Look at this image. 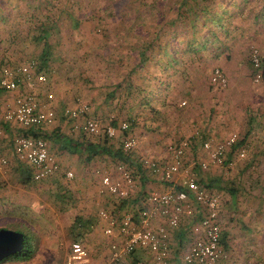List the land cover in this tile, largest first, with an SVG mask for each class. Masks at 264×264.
<instances>
[{"label":"rangeland","instance_id":"rangeland-1","mask_svg":"<svg viewBox=\"0 0 264 264\" xmlns=\"http://www.w3.org/2000/svg\"><path fill=\"white\" fill-rule=\"evenodd\" d=\"M3 1H8L11 5L17 6L16 13L18 17L16 20L9 22L0 21L1 32L8 36L17 32L25 35L27 32L30 33L31 30L34 31L32 24L28 23L27 20L25 21L24 17L29 16L30 18H28L31 19L35 15L36 11L31 6L35 5V0ZM134 1L136 2L135 7L133 5L126 10L124 6H116L119 0H82L80 6L75 7V10H78L82 15H90V12L91 14L96 12L98 20L95 21L96 23L98 22L99 32H92L89 26H86L81 31L75 30L73 24L69 22L58 25V29L52 32V38H54L53 53L51 54L52 70L51 73H48V84L38 88V93L41 99H44L42 97L46 93H54V102L59 103L60 108H56L58 109L56 110L57 113L60 110L62 112L64 109L60 105L62 103V95L70 93L74 102L76 98L85 100L80 93V85L85 86L90 91L93 88L91 84H94L96 87L94 89L102 90L101 93L103 95L109 88L103 86L104 83L107 84V81L119 82V76L124 78L126 73V71L123 72L124 64H126L125 56L122 54L124 56L123 59L116 58L120 57L121 52L123 53L127 50L130 45L133 46L134 43L138 45L140 41L132 30L133 24L127 23L126 16H129L133 11H140L147 17L155 16L156 9L149 7L148 4L149 2H161L164 6H162L164 10L162 22H164L165 26L166 22L174 19L171 14L173 8L165 6L164 2H162L163 0ZM175 1L179 0H171L172 3ZM223 1L225 3L229 1L231 5L229 14L233 18L230 25V31L233 30V33L230 34L232 38H224L228 50L225 51L226 54H223V59L230 68L233 67L235 69L236 80L233 84L230 82L228 89L225 91H213L210 89L209 84L205 88L199 89V103L195 110L200 113L195 118L190 117L194 121H192V126L190 125L189 130L196 129L197 132V129H208V123L212 120V116L209 115V112L212 111L210 110L209 102L211 101L214 107H220V102L216 101L223 97L224 136L220 141H223L233 133H237L240 139L247 140L245 146L248 151L247 157L244 160L239 159L237 153L233 152L236 146L229 152L228 156V164L232 165L202 170L201 167L197 168L191 165L193 160L200 163L206 159V154L201 149L194 157L190 156L188 158L187 167H189L193 177L199 181L201 186L221 199V222L223 233L225 234L224 242L227 246H225V254L219 264H264V80L258 85L254 83L253 69L250 62V54L253 49H258L264 57V22L262 18L257 22L255 21V16L261 14L264 0ZM200 2L207 3L209 1L201 0ZM159 13L158 9L157 14L159 15ZM118 17H121V19L119 20ZM154 23V19H152L149 23L135 29L142 35L144 30L152 31L155 28ZM170 29L168 27V31ZM23 44L24 42L19 41L11 49L19 51V47ZM32 45L33 55H30L32 57L39 56L41 52L40 46L35 43H32ZM27 48L24 47L23 49L27 50ZM14 53L18 56L17 52ZM6 55H9L6 48L0 46V70ZM205 55L209 57L208 54ZM25 58H29V56ZM131 58L132 56L129 57V60ZM15 59L11 57L10 61L16 62L19 60L24 62V58ZM104 59L108 63L107 67L105 66L106 62L104 63L103 61ZM202 59H204L201 61L202 64L208 62L206 58ZM132 60L136 61L134 58ZM212 63V61L208 62L207 65ZM2 96H4L5 103H8L11 99V96L0 93L1 98ZM182 107L186 108L187 106L183 105ZM61 114L59 113V117ZM45 131H50V129ZM181 139H177V141L172 139L165 148L167 149L170 144L178 143ZM48 143L56 149L54 144L52 146L54 141H52L51 137L48 139ZM166 160V158H163L157 161L164 162ZM108 164L110 165L106 166L104 170H96L98 172H95V175L98 179L102 180V176L105 173L115 174L112 171L115 168V163ZM16 165L17 167H26L17 161ZM69 169L63 167L61 173L57 175L58 180L50 182L53 185L43 181L32 184L29 189L20 186L21 194L35 195L37 206L30 212L28 210H19L14 216L0 214V229L25 233L32 247L38 246V250L40 249L44 253L50 250L51 245L57 247L59 257L64 250H69L74 242V234L68 228L70 227L69 223L74 222L76 217L84 218L83 214L89 211L85 207L84 199L82 200V197H79L80 191L77 189L76 173ZM132 171L135 178V188L131 196L134 197V195H139L141 185L139 184L138 169L132 168ZM67 172H73V178H67L65 175ZM210 183L218 185L221 189L218 190L216 186H214L215 188L204 186L205 184L210 185ZM178 184L180 185V182L177 183V187H180ZM51 187L55 188V192L50 190ZM55 195L68 196L69 200L65 202L66 206H62L61 200ZM100 195L109 194L100 192ZM108 201L114 200L108 197ZM192 207L195 210L194 221L197 222V220L202 218V208L196 202H192ZM103 210L108 211L104 207L93 210L96 216L91 218L97 222L95 217L98 215L100 219V212ZM199 211L200 213H198ZM195 222L191 226L195 225ZM186 223L183 226L181 224V230L189 228L190 224L187 225ZM187 234L189 235V238H187L188 243L191 232L188 231ZM184 254H182V257ZM11 257L5 261H10ZM144 258L147 259L145 264H152L151 255H144ZM2 262L0 263L2 264ZM24 264H29V262ZM47 264H63V262H50Z\"/></svg>","mask_w":264,"mask_h":264},{"label":"built area","instance_id":"built-area-1","mask_svg":"<svg viewBox=\"0 0 264 264\" xmlns=\"http://www.w3.org/2000/svg\"><path fill=\"white\" fill-rule=\"evenodd\" d=\"M250 61L254 68L253 81L261 84L264 80L262 72V54L253 49ZM49 82L48 74L38 72L35 63L7 64L0 74V90L6 93L18 92L24 89L13 100L5 103L0 97V111L4 110L3 119L7 123L17 124L27 130H43L53 125L58 119V113L53 106L55 95L46 93L41 99L38 88ZM210 85L215 90L227 89L230 81L225 72L216 67L212 71ZM185 105L186 103H182ZM92 107L89 102L77 98L74 106L65 109V115L74 123V129L90 136L106 135L113 139L117 135V128L113 126L115 118L110 117L107 124L97 117L90 116ZM130 124L121 123V130L128 131ZM199 133L196 132L197 136ZM237 133L220 142L210 139L203 143L202 149L206 159L200 163L202 170L211 167H229V152L239 143ZM191 145L190 139L167 147L168 158L163 163L157 160L144 159V167L153 174L161 173L166 182L180 187L165 193L150 192L144 198L146 207L136 217L133 212L125 213L120 218L108 211L100 212V219L108 223L104 234L112 239L111 254L104 264H118L123 260L133 259L138 250H147L152 254V264H168L170 256L169 233L166 226L154 227L158 217L166 221L172 229L181 226L183 218L195 216L192 201L202 207L203 217L191 230V242L183 257L184 264H219L225 254L222 245L221 199L201 186L189 167L185 157ZM139 147L136 136L127 137L122 144L125 154H131ZM247 149L242 147L236 153L239 159L247 157ZM14 154L18 162L27 165L34 182H43L55 177L61 172V164L54 155L49 143L44 138L19 136L14 141ZM11 161L2 154L0 149V175H7L11 169ZM73 172H67L66 177L73 178ZM179 181V182H178ZM135 188V178L132 169L127 164L115 167V174L105 173L101 180V193L126 199ZM89 253L83 243L73 242L63 264H87Z\"/></svg>","mask_w":264,"mask_h":264},{"label":"crops","instance_id":"crops-1","mask_svg":"<svg viewBox=\"0 0 264 264\" xmlns=\"http://www.w3.org/2000/svg\"><path fill=\"white\" fill-rule=\"evenodd\" d=\"M0 8L3 11L11 13L9 20L12 21L17 19L18 14L16 13L17 12L16 5H11V3L8 1L0 0ZM2 13L0 12V16L2 15ZM2 34L4 33H0V39L3 40L6 39L7 38L6 35H2ZM5 44L7 45V42H5L4 45ZM12 47L14 48V46ZM24 47H27V45L23 44L22 46H20L19 51H15L11 49L10 52L8 53L9 55L12 56V58H16L15 60H18L19 58H25L26 56L24 54L26 53L27 50L23 49ZM131 49L132 48H129L125 50L123 53L121 52V55L123 54L125 57L134 55ZM13 51L17 52L18 56L15 55ZM136 53L139 56L141 51L138 50L136 51ZM158 54L160 56H158ZM161 56L162 53L160 54V51L158 53L156 51V54H154V56L150 55L148 62L145 64V66L142 67L141 70L138 69L134 71L133 80L129 79L130 82H128L129 84L128 86L131 87V90L129 89L126 91V88L122 90H116L115 87H110L112 83L111 84L104 83L103 86L109 88L108 91H106V93L102 95L101 93L102 90L94 89L96 88L94 84H91L93 88L90 91L85 86L80 85L79 87L80 93L83 95V97L87 102H90V105L92 107L90 116L99 118L100 120H102L104 124L108 123L107 122L108 118L112 116H117L118 114H120V117L121 115H123L124 117L125 115L128 116L137 115L138 110L134 107L136 104L135 102L136 101L138 102L139 98L142 97L139 96L138 90L148 91L149 98H152L151 99L152 104L156 108L154 114L155 119L151 121L153 122L154 127L157 126L159 128H156L155 130H150L148 125H142L141 128L135 129L134 135L139 139V147L137 149L136 156H134V158L130 160V163H133L134 166L140 163V159L141 161H143L146 158H150L154 160L163 159V158L167 159L168 153L165 147L167 146L168 143L172 141V139H176L177 141V139L189 138L193 136L196 132V129L189 130V127L192 121H194L190 119V117L195 118L200 113L195 110L197 104L199 103V100L197 98L199 96L198 91L200 89L198 74L196 71L191 72V78L189 84L191 90H188L187 98L186 99L177 98L176 100H172V101L169 100L168 103L166 104L167 106L165 107L163 106L164 102H162L165 99L164 90H163L164 87L163 86L161 87V84L159 82L160 80H163L162 77L165 76L163 69L164 68L163 58H161ZM12 62L13 63L17 62V64L21 63V61L19 60L16 62L15 61ZM134 62L136 63L135 65H137L139 60ZM212 62H213L212 64H209L210 71L213 69V67L214 68L220 67L227 73L230 82L232 84L235 82L236 80L235 79L236 73L234 72L235 69L233 67L230 68L228 64L225 63V60L223 59V55L219 59L212 60ZM211 65H215V66H211ZM105 66L107 67V63ZM233 66L235 67V65ZM177 69H179V67L173 68V72H175ZM131 71L132 69L126 71V74H128ZM152 78L157 79V81H155V83H152L151 81ZM23 91L25 90L21 89L18 92H12V93H6L0 91V93H2V95L11 96L10 100H13L18 94L23 93ZM113 94L117 97H120L121 99L118 98V100H112L113 98L111 99V95ZM3 97L4 96H2V99ZM42 98H45V96ZM61 98H62V103L60 105L64 107V109L62 110V112L60 110L59 113L62 114L59 117V113H58V119L53 125L45 127V130L50 129V131H46L47 134L55 133L58 134L57 137H60V143H56L55 141L54 143H52V146L55 145L56 149L50 146L51 151L53 154L57 156L62 167L70 168L76 173V178L78 181L77 189L80 191L79 197H82V200L84 199L85 207L89 209V211H87L88 213L83 214L84 220L85 219L91 220L92 219L91 217L96 216L93 210L98 209L100 207L107 208L108 212L113 213L116 210V207L114 206L113 201L109 202L110 199L108 201V197L109 198L111 197V199H113V197L109 195H100L101 179L100 178L98 179L97 176L95 175V172H98L96 171L97 169L104 170L106 166H109L110 164H108V162L112 158L107 156L105 157L106 158L105 160L102 158H95L90 163L87 162V154L82 152L83 144L85 143L84 146H86L89 143H98L100 137L90 136L88 137L89 140H87L86 143V141L82 139L81 134L74 129V123L72 121L71 122L65 121L63 117L65 108H70L74 106V101L72 100L70 93L62 95ZM3 100L5 101V99ZM118 101L120 103H125V104L118 107L117 106ZM216 102H220V107L217 106L214 107L212 102L211 101L209 102L210 110H212L213 112L212 111L209 112V115L212 116L211 118L212 120L210 121V123H208L209 127L207 129V133L208 136L212 138V140H214L215 142H219L220 140L223 139L224 136L223 97H221ZM182 103H186L185 105L187 107L183 108ZM53 106L55 107V109L56 108L60 109L59 103L57 102H54ZM125 106L128 107V110L123 109ZM139 114H142V112ZM144 115H148V116H144L146 119L150 118L147 112H145ZM180 115L183 116L180 117ZM3 116H4V110H1L0 111V149L2 151V154L10 159L12 165L7 175H0V214L14 216L17 214L19 210H24V211L28 210V212H30L36 208L37 203H36V198H34L35 195L34 194L31 196L23 195V193L22 194L20 193V189H19L20 186L29 189L30 186L36 182L31 181V183L27 186L21 184L20 170L16 165L17 159L14 154L15 139L19 136H22L23 133L27 131V129H24L23 127L14 123L5 122ZM162 117L170 119V122L163 123L161 121ZM168 119H164V120H168ZM76 145H79V147L81 148L79 150L75 149L73 146ZM136 168H138V175L140 182L139 184L141 185L139 190L140 192L146 191L149 193L150 192L165 193L173 190L174 188H177L175 184L166 182L161 173L159 174H153L151 172L144 173L143 169L141 170L137 166ZM112 171L113 173H115V168H113ZM54 180L57 181L58 176L49 178L45 181H47L48 184L53 185L50 182H53ZM50 190L52 192H55L54 187H51ZM64 196L66 195H55V197L61 200L60 203L62 206H66L65 202L69 200L68 196L67 197ZM134 199L137 201L143 200V195H134ZM201 211L203 213L202 214L203 217L204 212L202 209ZM198 213H200V211ZM123 214H125V212H123ZM123 214L121 216H123ZM194 217L183 218L184 220L181 221L182 226L185 224V222H187L186 223L187 225L189 224L190 225L189 228L182 230L181 228L172 229L168 227L166 225V221L160 217L156 219L154 223V227L159 228L161 226H166L169 233L170 256H169L168 264H184L182 259L184 256L182 257V254L186 253L190 246L191 235H190V241L187 243L188 241L187 238H189V235L187 233L188 231L191 232L194 226V225L191 226V224L195 222ZM95 218L97 222L92 219L93 223L90 225V227L89 228L86 227L83 229L84 231L87 232V234H84L82 241L89 253V261L87 264H104L108 260L111 254L110 246L112 239L104 234V231L108 226V223L104 220L99 219L98 215ZM199 221L200 220H197V222H195L194 224L198 223ZM72 224L73 222H70L69 223L70 227H68L71 232H72L71 230ZM69 250L68 249L64 250L62 255L60 254L59 257L58 256L59 252L55 245H51L50 250L47 251L46 253L42 252V250L40 249L38 250V246H37L35 247V254L30 260L28 261L10 260L2 264H24L25 262H29V264H47L50 262H61V261L64 263ZM147 254L151 255V263H152L153 261L152 254L147 250L140 249L136 252L135 257L133 259H129L130 261L123 260L120 262V264H145V262H147V259L144 258V255Z\"/></svg>","mask_w":264,"mask_h":264},{"label":"trees","instance_id":"trees-1","mask_svg":"<svg viewBox=\"0 0 264 264\" xmlns=\"http://www.w3.org/2000/svg\"><path fill=\"white\" fill-rule=\"evenodd\" d=\"M35 1H36L35 5L34 4L31 5L33 6L32 8L35 9L36 11V13H34L35 15H33L31 19H29L30 18L29 16L24 17L25 21L27 20L28 23L32 24L34 31H32L31 29L33 28H31L29 29L31 30L30 33L27 32V34L25 35L19 34L18 32L8 35L6 36L7 37L6 39L4 40L0 39V46L5 47L7 52H10L12 46L16 45L19 41L24 42V44L27 45L28 47L25 56L26 57L29 56V58H24L25 59V60L23 59L24 62L21 63H35L38 72H44L48 74L51 73L52 70L51 54L53 53L52 46L54 43V38H52V32L58 29V25L69 22L73 24L75 30H79V31H81L86 26H89L92 32L95 31V33H97V31L99 32V28L97 25L98 22L96 23L98 19L96 12L92 14L90 12V15H82L80 12H78V10H75V7L80 6V2H82V0H35ZM179 1H175L173 3L171 2V0L162 1L164 2L163 4H165V6L173 8L171 14L174 19H172L170 22H166V26L164 22H162L163 21L162 15H164V10H163L164 6L162 5L161 2L160 3L149 2V4L147 3L149 7H154L156 9L155 16L147 17L145 14L140 13V11L139 12L133 11L131 14L128 12V14L130 15L126 16L128 20L127 23H130V25L133 24L132 30L135 32L137 38L140 39V41L138 42V45H136L137 43H134L133 46L130 45L129 48H132L131 50L134 53V55H131L132 58L130 60H129L130 56L124 57L121 54L120 57L116 59H123L124 57L126 64H124L123 72L129 71L131 69L132 71L129 72L128 74L125 73L124 78H121V76H119L120 77L119 82L113 83L112 81H107V84L112 83L110 86L115 87L116 90H122L125 88L126 91L129 89L131 90V87L128 86L129 85L128 82H130L129 79L133 80L134 71L138 69L141 70L142 67L145 66V64L148 62L150 55L154 56V54H156V51L157 53L160 51V54L162 53L161 58H163V66H164V68L163 67L162 68L164 69V75H165L164 77H162L163 80L159 81L161 87L162 86L164 87L163 90H164L165 99L164 101H162L164 102L163 106L166 107L167 106L166 104L168 103L169 100L172 101V100H176L177 98L179 99L187 98L188 90H191L189 84H190L191 72L193 71H196L198 74L200 88L205 87L207 86V84H209L211 90L220 91V90H215L210 85V78L214 68L210 71L209 70L210 65L209 64L207 65V63L211 62L212 60L219 59L223 54H226L225 51L228 50V46L226 45L224 38L225 39L232 38V35L230 36V34L233 33V30L230 31V25L232 24L233 18L229 14V8L231 5L229 1L228 3H225L223 0H206L209 1L207 3L200 2L201 0H179ZM135 4L136 2L134 0H119V2L116 3V6L121 5L124 6L126 10H128L133 5H134L133 7H135ZM158 9L160 12L159 15L157 14ZM0 12L1 13L3 12L2 15L0 16V21L2 22L11 21L9 20L11 13L3 11L1 8H0ZM260 18H262L264 22V7L261 8V14L255 16V21L256 22L259 21ZM118 19L120 20L121 17H118ZM152 19H154L155 22L154 23L155 28L152 31L144 30L143 31L144 33L142 35L136 31L135 28L142 27L143 25L152 21ZM168 27L171 28L169 31H168ZM0 33L3 32L0 31ZM5 42H7V45L6 44L4 45ZM32 43H35L36 45L40 46L41 52L37 57L31 56L33 55ZM138 50L141 51L139 56L136 53V51ZM205 54H208L209 57L208 56L206 57ZM158 56L160 55L158 54ZM11 57H12L11 55H6L3 61V65L1 66L0 74L2 68L5 65L13 63L12 61H10ZM133 58L136 61L139 60L137 65H135L136 63L132 60ZM202 58H206L208 62H206V64H202L201 61L204 60ZM103 61L104 63L106 62L105 59ZM262 63H263L262 72L264 74L263 55H262ZM13 64H17V63H13ZM206 65L207 67H205ZM251 66L253 69L252 71V76H253L254 68L252 63ZM175 67H179V69L173 72V68ZM225 74L227 75L226 72ZM151 81L152 83H155L157 79L152 78ZM227 89H224L223 91ZM138 92H139V96L142 97L139 98L138 102L137 101L135 102L136 104L134 107L138 110V114L141 112L142 114L139 115L137 114L135 116L125 115V117L123 115H121L120 117V114H118L117 116H113L115 118V121L113 122V126L117 128V135L115 138L110 139L108 138V136L104 134L102 136H98L100 137L98 143H89L86 146H84L85 143L83 144L82 152L87 154L88 163H90L95 158H102L105 160L106 159L105 157L109 156L113 160L112 159L110 161L107 160L109 161L108 163L114 162L115 167L119 164H127L130 169L132 168L134 169L137 166L139 167V169L141 170L143 169L144 173L147 172L152 173V171L149 168L144 167V161H141V159H140V163L136 166H134L133 163H130V160H132L134 156H136L137 150H135L131 154H125L122 150L123 141L127 137L135 136L134 132L136 128L137 129L141 128L142 125H148L150 130H155L156 128H159L157 126L156 127L153 126L152 121L155 119L154 114L156 108L152 104L151 101L152 98H149L148 91L138 90ZM118 98L121 99L120 97H117L114 94L111 95L112 100H118ZM197 98H199V96ZM124 104L125 103H120L118 101L117 106L120 107ZM123 109L128 110V107L125 106ZM145 112L149 114L150 118L148 119L150 122L148 121V119L144 117V116H148V115H144ZM63 117L65 121L71 122V120L65 115V110ZM180 117H182V115H180ZM164 119H168V118L162 117L161 121L163 123L170 122V119L168 120H164ZM123 122H128L130 124V129L128 131L121 130V123ZM78 132L81 134L82 139L87 143V140H89L88 137H90V135L86 133H82L81 131ZM197 132L199 133L197 136L194 134L189 138H184L179 141L181 142L182 140L190 139L191 142L190 148L187 151L185 157L186 166H187L188 158L190 156L194 157L196 154H198V152H200V150L202 149L203 143L207 140L212 139L210 138V136H208L207 129L205 128L197 129ZM23 136L33 137V138H44L47 141L51 137L52 141H55L56 143H60V137H57L58 134L55 133L47 134L45 128L42 131L27 130L23 133ZM246 142H247L246 139L241 138L239 140L237 147L233 150V152H236L237 149H241L242 147H245ZM73 147L77 150L81 148L79 147V145ZM195 162L196 161L193 160L191 165H193ZM160 163H163V161H161ZM195 165H197L196 166L197 168L200 167V165H198L197 163ZM25 166L26 167H18V169L20 170L21 184L27 186L31 183V181L34 180L31 169L27 165ZM61 168H63L62 165ZM66 174L67 173H65V175ZM206 184L204 186H206L207 188H215L214 186L218 187V185H213L211 183L210 185H206ZM220 189L221 188L218 187V190ZM233 193L235 194V192ZM148 194L149 192L146 191L140 192L139 195H143V200L140 201L135 200L134 197L131 195L126 199H121L112 196L114 200L113 201L114 206L116 207V210L112 214L115 217L117 216L120 218L123 212L130 213L129 211H131L134 213L136 217H138V215L146 207V204L144 202L145 200L144 197ZM92 223H93L92 219L84 220V218L82 217H76L71 228L72 233L74 234V242L83 243L82 238L84 237V234H87V232L84 231L83 229L86 227L89 228ZM23 234L25 235L24 249L20 253L12 256L10 259L11 261L13 260L28 261L35 254V247H32L27 235L25 233ZM224 238H225V234L222 233L221 242L223 248L225 249V246L227 245L224 242ZM4 262L6 261L4 260L2 263Z\"/></svg>","mask_w":264,"mask_h":264},{"label":"water","instance_id":"water-1","mask_svg":"<svg viewBox=\"0 0 264 264\" xmlns=\"http://www.w3.org/2000/svg\"><path fill=\"white\" fill-rule=\"evenodd\" d=\"M25 235L21 232L0 229V262L24 249Z\"/></svg>","mask_w":264,"mask_h":264}]
</instances>
